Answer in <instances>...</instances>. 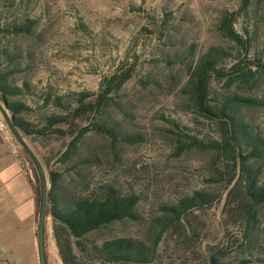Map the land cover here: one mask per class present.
Listing matches in <instances>:
<instances>
[{
  "label": "rangeland",
  "instance_id": "obj_1",
  "mask_svg": "<svg viewBox=\"0 0 264 264\" xmlns=\"http://www.w3.org/2000/svg\"><path fill=\"white\" fill-rule=\"evenodd\" d=\"M233 13L234 28L247 41L245 46L221 29L223 19ZM29 22L30 31L14 30ZM211 47L227 52L219 63L226 70L236 62L262 57L264 0H0V73L7 72L9 83L23 88L10 99L28 106L19 114L24 120L44 125L50 114L68 111L50 103L56 96L62 95L67 105L81 93L87 94L86 101L95 100L107 80L126 75L107 105L76 122V134L84 126L90 129L74 158L59 161L71 135L29 136L20 131L42 161L49 188L50 171L62 173L61 198L99 195L105 185L139 196V218L90 232L82 238L88 247L120 237L151 243L162 227L158 220L166 222L163 206L202 190L215 196L213 203L165 223L152 264H206L207 251L217 254L221 264H264V203L253 207L254 224L246 238L250 202L232 155L220 148L188 147V140L179 135L181 130L205 143L222 141L219 124L201 115L187 85ZM252 82L229 85L227 77L213 76L209 99L215 105L232 94L264 100V70L256 84ZM235 111L264 139V104H241ZM97 122L115 127L117 139L99 132ZM0 134L21 150L19 157L42 195L40 173L1 110ZM253 165L263 182L264 151ZM40 203L39 196L31 236V221L18 211L20 202L0 197V264H40ZM48 215V264H65L59 246L67 241L73 245L74 264H98L91 251L80 252L66 225ZM208 242L214 246L207 250Z\"/></svg>",
  "mask_w": 264,
  "mask_h": 264
},
{
  "label": "trees",
  "instance_id": "obj_2",
  "mask_svg": "<svg viewBox=\"0 0 264 264\" xmlns=\"http://www.w3.org/2000/svg\"><path fill=\"white\" fill-rule=\"evenodd\" d=\"M246 1L244 0V2ZM234 17L235 13L231 14L230 17H225L221 24V29L225 31L229 38L245 46L247 41L234 28ZM30 23L23 26H15L14 30L17 32L30 31L32 25ZM226 53L223 48L211 47L200 58L187 83L201 115L219 124L222 131V141L205 143L181 130H179V135L188 140V147L198 146L203 149L207 147L220 148L232 155L236 165L239 166L242 172L241 183L243 191L245 197L250 202V205L247 207L245 223V237L248 238L254 224L253 207L264 203V181L261 182L258 179V171L253 165V161H256L264 151V139L249 124L237 118L235 107L241 104L263 105L264 100L232 94L226 97L222 104H212V101L209 99L210 81L213 76L219 80L227 77L229 85H232L236 80L247 84H251V80H253L252 85H254L259 79L260 71L264 70V54L255 60L236 62L230 70H226L219 65L220 60ZM125 76V74L122 76L114 75L107 80L106 88L95 100L86 101L85 96L87 94L81 93L78 95L79 98L76 102H70L71 104L67 105L62 95L56 96L50 103L57 107H66L68 111L50 114L46 119V123L41 126L20 117L19 114L28 109V106L22 102L11 100L10 97L20 95L24 90L22 87L12 86L9 83L7 72L0 73V94L5 105L12 112L15 126L19 131H23L29 136H43L48 133L58 134L63 137L71 135V139L60 155L59 160L66 161L77 155L79 143L90 129L88 126H84L76 134V130L74 129L77 126L76 122L79 121L84 113L99 111L107 105L109 99H111L110 93L126 80ZM50 100L51 97L47 99V102ZM61 124L71 125L73 128L71 130L64 129L60 127ZM95 125L99 132L109 135L114 140L117 139L115 127L99 122ZM175 126L181 129L179 124H175ZM127 139L134 141L138 138L129 136ZM61 178V172L50 171L49 179L51 187L49 188L48 214L50 213L56 221L66 225L70 235L75 238L74 243L76 247H79L80 252L86 253L91 251L98 264H152L161 242L160 239L167 230L165 223L180 221L189 212L210 205L215 199L212 193L198 190L192 195L183 197L174 204L164 205L166 222L158 220V224H161L162 227L156 233V240H152L151 243H147L145 240L120 237L105 240L100 244L88 247L82 238L90 232L115 221L124 219L137 220L139 216L136 207L140 198L136 194H121L113 185L102 186L99 195L80 193L68 198H61L58 194V184ZM39 196L41 197L40 191L35 186L37 203H39ZM66 243L65 247L63 244L59 246L63 261L65 264H74L73 259H76V257L73 245L69 241ZM213 246L211 242H208L206 248L208 250L209 247ZM205 259L206 264H221L218 255L213 251H207ZM247 263V260H243L237 264Z\"/></svg>",
  "mask_w": 264,
  "mask_h": 264
},
{
  "label": "crops",
  "instance_id": "obj_3",
  "mask_svg": "<svg viewBox=\"0 0 264 264\" xmlns=\"http://www.w3.org/2000/svg\"><path fill=\"white\" fill-rule=\"evenodd\" d=\"M20 151L17 145L3 139L0 134V197L5 194L6 197H15L20 202L18 211L22 217L31 221L32 236L37 209L36 184L31 170L19 157Z\"/></svg>",
  "mask_w": 264,
  "mask_h": 264
},
{
  "label": "water",
  "instance_id": "obj_4",
  "mask_svg": "<svg viewBox=\"0 0 264 264\" xmlns=\"http://www.w3.org/2000/svg\"><path fill=\"white\" fill-rule=\"evenodd\" d=\"M0 110L3 113L9 128L11 129L13 135L24 148V150L29 154V156L34 161L42 180V195H41V203H40V213L38 224L36 225L38 231V248H39V261L40 264H48L47 259V249H46V227L47 220L49 218L48 215V198H49V181L48 176L46 174L45 167L32 149V147L27 143L23 135L17 129L14 123L13 117L9 114L8 108L5 104H3L0 100Z\"/></svg>",
  "mask_w": 264,
  "mask_h": 264
}]
</instances>
